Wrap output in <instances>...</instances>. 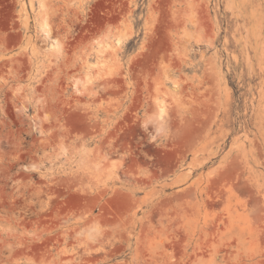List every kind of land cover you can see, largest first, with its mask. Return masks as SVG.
Returning <instances> with one entry per match:
<instances>
[{"label": "rangeland", "instance_id": "1", "mask_svg": "<svg viewBox=\"0 0 264 264\" xmlns=\"http://www.w3.org/2000/svg\"><path fill=\"white\" fill-rule=\"evenodd\" d=\"M0 264H264V0H0Z\"/></svg>", "mask_w": 264, "mask_h": 264}]
</instances>
